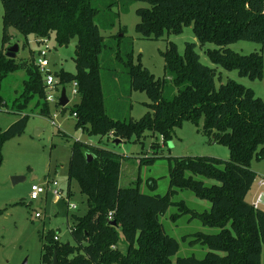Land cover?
<instances>
[{"label": "trees", "instance_id": "obj_1", "mask_svg": "<svg viewBox=\"0 0 264 264\" xmlns=\"http://www.w3.org/2000/svg\"><path fill=\"white\" fill-rule=\"evenodd\" d=\"M0 1L4 11L0 110L7 108L1 95L3 82L19 70H24L26 76L20 95L10 106L18 119L0 132V164L3 144L26 128L29 117L24 112L29 105L34 102L33 108L41 116L50 114L43 75L34 61L17 63L5 56L10 39L8 28L36 39H49L53 35L59 47L76 41L75 73L63 70L54 73L58 86L77 83L79 103L71 110L75 129L90 136L112 137L120 143L133 138L139 141L144 133L150 132L159 135L166 144L172 141L175 129L191 122L196 127L201 125L202 134L227 148L229 154L227 160L169 158L168 192L164 196H148L140 192L138 185L120 187L122 155L74 142L67 166V197L70 182L75 180L86 197L87 212L82 217H73L70 233L74 245L60 243L53 232L40 236L47 242L42 245V263L51 264L55 255L57 264H173L178 244L166 235L159 217L174 206L177 214L173 220L189 215L203 227L219 230L214 235L202 232L193 235V244L207 249L202 260L178 258L174 264H260L264 212L247 203L246 196L256 179L250 163L264 155V101L256 98L251 89L231 80L216 88V71L200 63L195 44H185L180 55L177 47L169 43L161 54L162 79H155L144 69L139 56L135 63L132 49L124 59L119 52L115 54L129 77L131 91L144 93L149 102L144 104L147 112L137 121L114 119L105 109L100 76V55L105 46L95 22L99 9L92 0ZM137 2L149 6L136 11L139 23L135 32L140 38L157 41L164 36L180 35L184 28L190 27L200 46L213 44L218 48L206 53L211 63L237 71L250 81L264 83V0H117L114 4L117 3L121 13L122 8L125 12ZM238 41L259 44L260 54L241 56L226 49ZM166 87H170V98L164 97ZM65 110L62 108V112ZM154 160L141 159L139 165ZM151 184L155 188L154 181ZM180 191L190 192L210 204V208L197 212L184 201L172 202Z\"/></svg>", "mask_w": 264, "mask_h": 264}, {"label": "rangeland", "instance_id": "obj_2", "mask_svg": "<svg viewBox=\"0 0 264 264\" xmlns=\"http://www.w3.org/2000/svg\"><path fill=\"white\" fill-rule=\"evenodd\" d=\"M117 0H92L94 7L99 9L95 22L103 38L105 48L100 55V76L105 98L107 114L117 120H139L146 112L144 104L149 100L144 93L131 91L129 77L122 64L115 59L119 54L124 55L133 50L136 60L139 56L140 63L155 79L164 77L165 52L169 43L177 47L183 55L185 44H195V52L203 66L216 71L215 87L228 81H234L254 92L256 98L264 101V83L250 81L240 77L237 71H227L211 63L207 56L208 51L218 49L213 44L200 46L195 40L191 28H184L180 35L164 36L152 41L140 38L135 32L139 23L136 11L148 8L146 3L137 2L124 8L116 7ZM116 7V8H115ZM124 7V6H123ZM111 10V11H110ZM119 11V16L116 15ZM3 6L0 1V48L2 46V18ZM114 26L111 27V24ZM10 37L6 49L18 46L15 61L17 63L35 60L38 45L35 37H24L13 28H8ZM73 40L68 46L59 47L52 35L49 38L50 51L47 55L49 61L48 72L54 74L60 70L74 74V47ZM241 56L260 54L261 46L257 43L238 41L226 47ZM26 79L24 70L11 74L3 82L1 95L7 108L0 110V132L13 124L18 116L10 109L14 99L21 91ZM170 87H166L164 97L170 98ZM68 104L62 112L61 107L49 104V116L38 114L33 108L34 102L29 105L24 114L29 119L24 132L5 142L1 149L0 164V264H43L41 261L42 245L46 244L45 236L48 232L55 233L60 243L74 245L70 229L73 226V217H82L87 212L86 197L80 193V188L75 180L70 182V195L67 197L68 179L67 166L71 155V146L74 142L92 144L94 146L113 151L123 156L120 187L128 188L139 186L140 192L148 196H164L168 192L169 158L179 157H213L220 160L228 159L227 148L214 144L205 137L201 125L196 127L191 122L183 123L181 128L175 129L172 141L163 144L162 138L150 132L136 141L134 138L128 142L115 144L114 138H101L90 136L80 129H75V118L71 114L74 105L79 103V97L72 95V85L65 86ZM60 93V92H59ZM58 96V93L56 94ZM154 158L151 164L139 165L141 159ZM250 169L256 174L246 202H252L258 182L264 179V155L262 159H253ZM14 178L22 180L14 182ZM154 181L155 188L151 182ZM55 182L56 186L50 184ZM47 183L48 187H47ZM213 184V182H210ZM45 185L46 194L40 195L37 200H31V187ZM58 190L60 195L55 199L53 191ZM184 201L189 208L203 212L210 208V204L196 199L188 191H180L172 198V202ZM75 206L76 209H72ZM177 214L174 206H170L166 213L159 217L163 230L178 244V251L172 262L178 258L194 257L202 260L207 249L193 244V235L202 232L214 235L217 229L203 227L200 221L190 219V216H181L173 220ZM124 251V245H120ZM260 264H264V247L261 252Z\"/></svg>", "mask_w": 264, "mask_h": 264}, {"label": "built area", "instance_id": "obj_3", "mask_svg": "<svg viewBox=\"0 0 264 264\" xmlns=\"http://www.w3.org/2000/svg\"><path fill=\"white\" fill-rule=\"evenodd\" d=\"M35 43L38 45V51L36 52V57L34 60V65L38 68V70L41 72L43 75V85H44V91H45V101L48 104H58V100L60 98V93L63 88H65L66 85L64 86H58L57 85V80L54 76V74L48 72V67L49 61L47 59V55L49 54L50 51V45L49 39H36ZM72 85V95L73 96H78L77 92V83L73 82L71 83ZM60 92V93H59ZM58 93V96L56 94ZM65 95L67 98L66 90H65ZM68 100V98H67ZM75 118V115H73ZM47 183V187H48ZM53 186H56L55 182H51ZM46 186L43 185L41 187H38L36 185L31 187V194H30V199L31 200H37L40 195H45L46 194ZM258 187L261 189H264V179H261L258 182ZM53 195L55 196V199L57 200L60 192L58 190L53 191ZM252 207L255 210H261L264 212V193H258L257 195L254 196L253 201L251 203ZM72 209H76L75 206H71ZM111 216V214H109ZM110 218V217H109ZM55 240L57 238L55 237Z\"/></svg>", "mask_w": 264, "mask_h": 264}, {"label": "water", "instance_id": "obj_4", "mask_svg": "<svg viewBox=\"0 0 264 264\" xmlns=\"http://www.w3.org/2000/svg\"><path fill=\"white\" fill-rule=\"evenodd\" d=\"M18 50L19 49H18V46L17 45H14L12 47H9L5 51V56L7 58H9V59H15L16 58V55L18 53ZM67 104H68V100H67L66 95H65V88H63L61 90V93H60V98L58 100V105H59V107L64 108ZM114 142H115V144H119L120 143L119 140H115ZM87 161L88 162L91 161V157L90 156L87 157ZM20 180H22V179H20V178H14L13 179L14 182H17V181H20ZM23 264H26V261H24ZM51 264H57L56 256L55 255L52 258V263Z\"/></svg>", "mask_w": 264, "mask_h": 264}, {"label": "crops", "instance_id": "obj_5", "mask_svg": "<svg viewBox=\"0 0 264 264\" xmlns=\"http://www.w3.org/2000/svg\"><path fill=\"white\" fill-rule=\"evenodd\" d=\"M35 40H36V38H35ZM111 138H112V137H111ZM114 141H115V140H114ZM114 141H113V142H114ZM114 143H115V142H114ZM90 145H92V144H90ZM122 163H123V161H122ZM122 163H121V170H122V165H123ZM120 180H121V175H120ZM257 187H258V186H257ZM256 193H257V194H258V193H264V189H261V188L258 187V190L256 191ZM257 194H255V195H257ZM247 195H248V194H247ZM246 197H247V196H246ZM251 203H252V202H249V204H251Z\"/></svg>", "mask_w": 264, "mask_h": 264}]
</instances>
